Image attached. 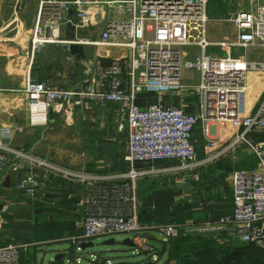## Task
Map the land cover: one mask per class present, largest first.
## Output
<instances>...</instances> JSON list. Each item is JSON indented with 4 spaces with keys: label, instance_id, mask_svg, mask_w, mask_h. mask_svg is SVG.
Masks as SVG:
<instances>
[{
    "label": "crops",
    "instance_id": "crops-1",
    "mask_svg": "<svg viewBox=\"0 0 264 264\" xmlns=\"http://www.w3.org/2000/svg\"><path fill=\"white\" fill-rule=\"evenodd\" d=\"M40 2L0 0V143L26 150L32 157L57 166L93 175L112 176L131 168L148 171L137 180L143 224L168 223L176 220V212L183 211L188 219L196 221L230 213L233 209L232 172L258 165L257 156L248 147L231 145L237 131L230 123L215 127L217 142L213 148L207 145L200 124L195 126L193 138L201 163L189 169L182 168L178 159L134 164L127 161L129 128L120 103L101 106L89 100L81 105L54 107L48 110L45 122L33 118L25 92L29 79L50 80L54 86L70 88L87 77L85 69L90 62L96 69L119 64L125 70L131 55L127 46L99 44L106 20L111 14L118 15L113 5L88 6L90 21L83 25H79L80 19L71 9L64 14L55 40L38 44L34 40V29ZM253 3L254 0H209V20L204 35L209 42L208 53L221 56L228 52L247 61H264V47L239 44V30L229 19L232 13L249 9ZM146 36L151 37L152 32L147 31ZM193 37L194 42L182 47L185 60H192L203 51L197 43L199 37ZM194 69L183 70L184 84L200 82L201 73ZM96 80L99 81L98 76ZM247 82V111L253 114L264 101V71H251ZM161 99L188 113L197 112L200 106L199 94L189 90L162 95L144 92L139 102L145 106ZM16 160L17 157H12L0 175V246L18 241L27 243L22 250L21 264L63 263L66 251L58 247L62 241L70 242L71 253L91 247L82 244L92 239L82 242L83 231L78 225L83 217V183L59 177L34 196H28L17 185L25 173L33 169V162L25 157L19 165L11 164ZM152 169L160 171L149 172ZM152 233L151 238H155ZM162 241L163 237L155 246L166 255L159 252V260L153 264L176 262L170 258ZM133 253L137 255L134 260H141V255ZM88 254V261L78 256L74 264L127 260L126 254L114 259L94 251ZM49 256L50 260L45 261Z\"/></svg>",
    "mask_w": 264,
    "mask_h": 264
},
{
    "label": "built area",
    "instance_id": "built-area-1",
    "mask_svg": "<svg viewBox=\"0 0 264 264\" xmlns=\"http://www.w3.org/2000/svg\"><path fill=\"white\" fill-rule=\"evenodd\" d=\"M209 0H41L35 25L34 40L38 44L54 41L64 14L74 9L79 25L90 21L88 6L113 5L118 15L105 22L101 45L127 46L131 49L125 70L119 64L107 68L90 62L82 83L60 88L50 82L28 80V95L33 118L47 120L48 110L67 105L95 101L101 106L120 103L129 128V144L125 159L130 163L178 159L182 168H194L198 160L193 129L200 124L209 147L216 146L215 127L230 123L237 131L231 145H245L258 158L255 168L237 170L232 180L233 209L213 219H188L183 223L143 224L139 219L137 180L148 171L131 168L112 176L75 172L45 160L34 158L24 150L0 143V175L12 157L30 158V169L17 187L29 196L42 189L45 182L59 177L74 178L84 185L82 199V242L102 236L128 233L134 247L142 254L155 257L157 247L147 233L157 232L164 239L179 235L228 237L242 243H264V101L253 114H248V74L264 71V61H247L226 52L221 56L206 51L205 39ZM229 19L239 30V44L264 47V0H254L249 9H239ZM152 32L151 37L146 32ZM199 37L202 53L185 60L182 47ZM185 68H196L200 82H182ZM99 77V81L96 80ZM126 76V78H125ZM196 91L200 96L197 112L166 104L162 99L142 106L139 97L148 92L162 95L174 91ZM44 110V111H43ZM41 116V117H38ZM227 149V148H226ZM160 171L152 169L149 172ZM2 181H0V185ZM27 244L0 246V264H21L22 250ZM149 261L114 264H150Z\"/></svg>",
    "mask_w": 264,
    "mask_h": 264
},
{
    "label": "trees",
    "instance_id": "trees-1",
    "mask_svg": "<svg viewBox=\"0 0 264 264\" xmlns=\"http://www.w3.org/2000/svg\"><path fill=\"white\" fill-rule=\"evenodd\" d=\"M258 138L264 139V133ZM185 214L187 213L184 211L176 212V220L173 221L185 222L189 218ZM232 243L234 240L228 237L214 238L202 235H179L162 241L176 264H264L263 248L254 243H244L241 246Z\"/></svg>",
    "mask_w": 264,
    "mask_h": 264
},
{
    "label": "rangeland",
    "instance_id": "rangeland-1",
    "mask_svg": "<svg viewBox=\"0 0 264 264\" xmlns=\"http://www.w3.org/2000/svg\"><path fill=\"white\" fill-rule=\"evenodd\" d=\"M194 70H196V69H194ZM46 81H48V82H50L51 84H52V82L50 81V80H46ZM78 84V83H77ZM54 85V84H53ZM76 85V84H75ZM26 92V91H25ZM27 94V93H26ZM28 96V95H27ZM29 99V98H28ZM30 102V101H29ZM21 150H23V149H21ZM27 154H29V155H31L29 152H27L26 150H24ZM237 170H241V169H235L233 172H232V175L237 171ZM73 171V170H72ZM75 172H82V171H75ZM27 173V172H26ZM25 173V174H26ZM140 178V177H139ZM231 180H233V177H231ZM47 184H48V182H45V183H43V185L42 186H47ZM44 186V187H45ZM43 187V188H44ZM27 195V194H26ZM28 196H29V194H28ZM154 236H155V238H151L150 239V242L151 243H153V245H159L160 244V242H159V240L161 239V235L159 234V233H157V232H153L152 233ZM127 236H129V234L128 233H119V234H116V235H114V236H102V237H99V238H93L92 240H90V242H92L93 243V246H91V247H88V249H82V248H80L79 250H77L76 252H73V253H71V250L69 249L70 248V242L69 241H62V242H60V243H58V247H60V248H62V249H64V251H66L65 252V256L63 257L64 258V260H63V263H61V264H74V262H75V259L78 257V256H80L81 257V259H82V261H88L87 260V257H88V251H94V252H96V254H98V255H101V256H103V257H105V258H115V257H121L122 255H124V254H126L127 256H126V258H127V260H121V261H126V262H140V261H149V262H151L152 264L154 263V262H157L159 259L157 258L158 257V255H159V252L161 251V253L163 254L164 253V251H162V250H159V248H157L158 250H157V254H156V256L157 257H155L154 258V256L153 255H151V254H142V253H140V251L136 248V247H134L135 245H133V246H131V245H127V244H125L124 243V240L127 238ZM130 237V236H129ZM110 238H114L115 239V241H112V242H106V241H108V239H110ZM131 238V237H130ZM132 239V238H131ZM9 244H27V243H23V242H16V243H14V242H12V243H9ZM236 245V246H241V245H244V243H241V241H237V240H234V243H232V245ZM6 245H8V244H6ZM259 247H261V248H263L264 249V243H263V245L261 246V245H258ZM68 249V250H67ZM161 249V248H160ZM133 252H135V253H137V254H139V255H141L140 257H141V260H134V259H136V257H137V255H135ZM134 254V255H133ZM164 255H166V253H164ZM50 257L51 256H49L45 261H48V260H50ZM79 258V257H78ZM129 258H131V259H133V261H130V260H128ZM166 257H163V259H165ZM77 260H79V259H77ZM121 261H116V262H113L112 261V263H110V264H114V263H117V262H121ZM42 262V259L40 260V262L39 263H41ZM77 262V261H76ZM158 264H176V262H164V261H162L161 263H158Z\"/></svg>",
    "mask_w": 264,
    "mask_h": 264
},
{
    "label": "water",
    "instance_id": "water-1",
    "mask_svg": "<svg viewBox=\"0 0 264 264\" xmlns=\"http://www.w3.org/2000/svg\"><path fill=\"white\" fill-rule=\"evenodd\" d=\"M75 46H76L77 48L81 49V48H80L81 46H79V45H73V47H75ZM147 236L151 238L152 235H151L150 233H147ZM112 241H115V239H114V238H110V239H108V241H106V242H112ZM125 242L128 243V244L131 245V246L134 245L133 240H132L130 237H128V239H126ZM82 244H83V245H84V244H85V245L87 244L86 246H92V245H93L92 242H88V243H85V242H84V243H82ZM85 245H84V246H85Z\"/></svg>",
    "mask_w": 264,
    "mask_h": 264
}]
</instances>
